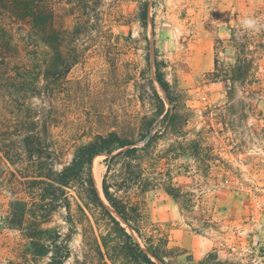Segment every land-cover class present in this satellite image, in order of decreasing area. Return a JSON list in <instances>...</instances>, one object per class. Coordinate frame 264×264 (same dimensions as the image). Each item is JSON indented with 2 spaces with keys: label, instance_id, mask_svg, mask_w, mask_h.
<instances>
[{
  "label": "rangeland",
  "instance_id": "rangeland-1",
  "mask_svg": "<svg viewBox=\"0 0 264 264\" xmlns=\"http://www.w3.org/2000/svg\"><path fill=\"white\" fill-rule=\"evenodd\" d=\"M142 1L103 0L114 33L124 42L115 50L85 51L68 75L69 88L58 111L47 100L28 94L29 116L38 117L40 111L41 117L50 116L48 120L56 113L63 117L57 126H49L51 164L60 172L71 162L76 146L100 134L140 136L143 117L155 109L143 91L147 81L152 79L164 96L155 76L157 49L167 63L168 81L193 110L190 138L201 135L213 156L197 161L184 155L168 162L166 169H172L174 182L191 203L183 204L161 188L142 195L147 228L160 229L172 248L182 249L178 264L190 258L197 263L210 254L230 264H264V0H149L147 32L138 20ZM246 19L256 21V28H244L252 43L251 85L243 79L232 84L222 76L213 77L218 71L226 75L236 66L232 29L243 26ZM109 56L114 66L107 62ZM136 82L143 85L138 87ZM12 91L3 97L0 120L4 125L25 117L24 109L12 101ZM171 143L163 140L158 149L166 151ZM106 158L102 155L93 163L102 180ZM29 165L28 160L16 166L0 161V264H50L51 254L35 255L18 224L22 212L40 208L39 201L33 203L39 187L27 182L30 174L22 169ZM49 210L42 227L60 232L70 244L72 256L66 264L108 262L96 254L81 230L69 238L64 208ZM43 243L50 251L56 249Z\"/></svg>",
  "mask_w": 264,
  "mask_h": 264
},
{
  "label": "trees",
  "instance_id": "trees-1",
  "mask_svg": "<svg viewBox=\"0 0 264 264\" xmlns=\"http://www.w3.org/2000/svg\"><path fill=\"white\" fill-rule=\"evenodd\" d=\"M149 6V0L138 6V20L144 32L149 27ZM102 8L103 0H0V110L4 95L13 90L12 101L25 112V117L5 121L6 125L0 120V161L16 166L28 160L30 165L22 168L30 174L27 182L39 187L33 203L39 201L40 208L33 213L22 212L18 224L31 240L35 255L51 254L50 264H66L72 256L70 244L60 232L42 227L53 207L66 210L69 238L81 230L84 239L94 244L96 254L108 261L105 264H178L182 249L172 248L169 237L160 229L147 228L141 196L161 188L190 205L191 200L174 182L172 169L165 166L184 155L197 161L213 155L203 145L201 135L196 133V139L190 138L192 131L188 127L193 110L168 81L167 63L157 49L155 76L164 96L149 79L143 91L155 109L152 115L143 117L139 137L115 131L97 135L91 142L76 146L71 162L58 172L51 164L49 126H57L63 117L56 113L48 120L50 116L41 117L40 111L38 117L29 116L30 94L47 100L54 110L60 109L62 94L69 88L68 75L84 58L85 51L115 50L124 42L123 37L115 35L111 15ZM247 35L243 26L232 29L230 43L236 51L237 64L230 73L223 75L218 71L213 77L222 76L232 84L243 79L251 85L248 77L252 43ZM145 41L149 42L147 34ZM107 62L115 65L111 56ZM136 83L138 87L143 85ZM163 140L172 141L166 151L158 149ZM102 155L107 158L100 195L93 163ZM12 216L18 220L16 214ZM43 242L56 249L50 251L51 247ZM186 264L230 263L210 254L197 263L190 258Z\"/></svg>",
  "mask_w": 264,
  "mask_h": 264
},
{
  "label": "bare ground",
  "instance_id": "bare-ground-1",
  "mask_svg": "<svg viewBox=\"0 0 264 264\" xmlns=\"http://www.w3.org/2000/svg\"><path fill=\"white\" fill-rule=\"evenodd\" d=\"M93 177H94V180H95V184H96L97 190H98V192L101 195L102 194V188H101L102 187L101 186L102 177L99 175L98 171L94 168V166H93Z\"/></svg>",
  "mask_w": 264,
  "mask_h": 264
},
{
  "label": "clouds",
  "instance_id": "clouds-1",
  "mask_svg": "<svg viewBox=\"0 0 264 264\" xmlns=\"http://www.w3.org/2000/svg\"><path fill=\"white\" fill-rule=\"evenodd\" d=\"M243 27L246 29H254L256 28V21L251 19H246L243 21Z\"/></svg>",
  "mask_w": 264,
  "mask_h": 264
},
{
  "label": "water",
  "instance_id": "water-1",
  "mask_svg": "<svg viewBox=\"0 0 264 264\" xmlns=\"http://www.w3.org/2000/svg\"><path fill=\"white\" fill-rule=\"evenodd\" d=\"M102 195H103V192H102ZM104 197V196H103Z\"/></svg>",
  "mask_w": 264,
  "mask_h": 264
}]
</instances>
